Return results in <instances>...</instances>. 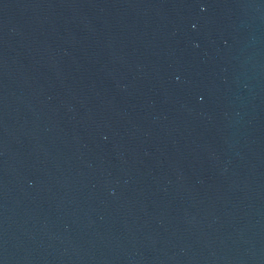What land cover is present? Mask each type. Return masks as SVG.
Here are the masks:
<instances>
[{"label":"water","instance_id":"95a60500","mask_svg":"<svg viewBox=\"0 0 264 264\" xmlns=\"http://www.w3.org/2000/svg\"><path fill=\"white\" fill-rule=\"evenodd\" d=\"M0 264H264V0H0Z\"/></svg>","mask_w":264,"mask_h":264}]
</instances>
